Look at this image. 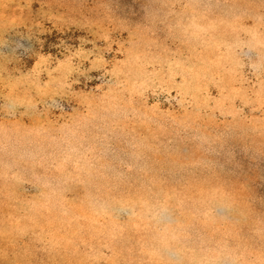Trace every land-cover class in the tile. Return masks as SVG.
Segmentation results:
<instances>
[{
	"label": "rangeland",
	"instance_id": "obj_1",
	"mask_svg": "<svg viewBox=\"0 0 264 264\" xmlns=\"http://www.w3.org/2000/svg\"><path fill=\"white\" fill-rule=\"evenodd\" d=\"M0 264H264V0H0Z\"/></svg>",
	"mask_w": 264,
	"mask_h": 264
}]
</instances>
